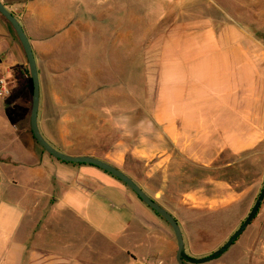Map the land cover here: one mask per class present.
I'll return each instance as SVG.
<instances>
[{
  "label": "crops",
  "instance_id": "obj_1",
  "mask_svg": "<svg viewBox=\"0 0 264 264\" xmlns=\"http://www.w3.org/2000/svg\"><path fill=\"white\" fill-rule=\"evenodd\" d=\"M173 1L187 9L198 0ZM2 2L31 42L40 77L39 128L57 149L68 152L55 141V123L64 122L72 139L80 121L84 155L113 164L156 200L137 169L147 182L183 156L207 164L225 149L239 153L264 140V43L233 17L218 26L185 11L156 37L155 48L151 16L139 48L138 17L129 26L124 17L107 21L109 0ZM79 50L82 67L73 65ZM142 50L148 64L142 78L122 76L123 57ZM0 56L11 62L0 65L11 81V94L0 102L7 129L0 141V264H137L127 247L133 244L146 250L142 264H179L173 229L128 186L95 166L60 161L36 142L27 58L1 14ZM77 84L81 117L74 113ZM253 264H264V247Z\"/></svg>",
  "mask_w": 264,
  "mask_h": 264
},
{
  "label": "rangeland",
  "instance_id": "obj_2",
  "mask_svg": "<svg viewBox=\"0 0 264 264\" xmlns=\"http://www.w3.org/2000/svg\"><path fill=\"white\" fill-rule=\"evenodd\" d=\"M149 1L109 0L106 5L107 21H119L124 17V22L129 26L131 18L138 17L140 21L138 20L137 25L134 24L137 29V34L134 35L139 38V48H141V43L144 44L140 39L145 34L147 22L150 26L151 16L154 22L152 32L156 39L167 32L171 24L185 11L189 12L187 13L189 17L209 16L218 26L233 17L256 39L264 43V0H198L196 5L190 4L192 7L187 9H181L179 4L173 0H153V8L150 9L146 7ZM112 3L119 4V7L109 10V5ZM108 27L106 32L110 35L112 30L109 31ZM158 40L159 38L155 40V48H158L160 44ZM143 51H139L137 56L133 51L130 60L123 57L122 68L127 72H124L122 76L130 80V78L140 79L144 75V67L148 64L142 57ZM94 56L91 57L90 62L97 67L99 58ZM0 59H2L0 62L2 67L7 64L11 66V62L6 58L0 56ZM72 59L73 65L82 67L81 50L74 52ZM106 59H109L108 56ZM154 60L156 62L158 57L154 56ZM80 88L81 85L77 84L73 90L75 94L73 96L74 113L78 117H81L82 113V98L78 95ZM29 97L31 108L30 91ZM3 101V98H0V102ZM74 123V137L70 139L69 135L67 138L63 127L65 123L63 122L62 126L60 122H56L54 125L55 141L61 148L67 150V153L83 155L85 154L82 151L84 144L80 136L83 129L80 121ZM106 128H111V126L107 125ZM5 130L7 129L2 121L0 122V141L5 139L3 136ZM138 172L141 175L138 179L145 180L144 186L155 195L156 200L175 213L184 233L187 253L195 257L208 256L221 247L239 228L264 186V140L239 153L225 149L207 164L205 160L192 162L191 159L183 156L182 159L173 163V168L157 171L153 177H147V182L144 179L145 171L141 168L137 169ZM263 245L264 201L253 222L235 244L220 257L203 264H253L256 257H259ZM127 247L137 259L134 263L142 264L146 250L134 244Z\"/></svg>",
  "mask_w": 264,
  "mask_h": 264
},
{
  "label": "water",
  "instance_id": "obj_3",
  "mask_svg": "<svg viewBox=\"0 0 264 264\" xmlns=\"http://www.w3.org/2000/svg\"><path fill=\"white\" fill-rule=\"evenodd\" d=\"M0 14L11 24L27 58L30 77L33 85V90L31 93L30 129L34 139L39 144V146L42 147L48 154L60 161L72 164H85L95 166L116 177L122 183L128 186L147 206H149L153 211H155L159 216L167 221L173 229L177 240L176 259L179 264L207 263L220 257L227 250H229L257 216L259 209L264 201V186L246 219L221 247L216 249L208 256L195 257L189 255L186 251L184 233L177 218L166 207H164L161 203L147 194L146 191L139 184H137L127 173L117 168L113 164L92 155H73L63 152L54 147L45 139L40 131L38 123L40 109V77L36 57L31 42L17 17L4 5L2 0H0Z\"/></svg>",
  "mask_w": 264,
  "mask_h": 264
},
{
  "label": "built area",
  "instance_id": "obj_4",
  "mask_svg": "<svg viewBox=\"0 0 264 264\" xmlns=\"http://www.w3.org/2000/svg\"><path fill=\"white\" fill-rule=\"evenodd\" d=\"M11 94V81L8 76L0 75V98H5Z\"/></svg>",
  "mask_w": 264,
  "mask_h": 264
},
{
  "label": "trees",
  "instance_id": "obj_5",
  "mask_svg": "<svg viewBox=\"0 0 264 264\" xmlns=\"http://www.w3.org/2000/svg\"><path fill=\"white\" fill-rule=\"evenodd\" d=\"M10 24V23H9ZM11 25V24H10ZM14 31V29H13ZM15 32V31H14ZM26 84H27V88L30 91V94L32 93L33 90V85H32V81H31V77H30V71L29 69L27 70V80H26Z\"/></svg>",
  "mask_w": 264,
  "mask_h": 264
}]
</instances>
